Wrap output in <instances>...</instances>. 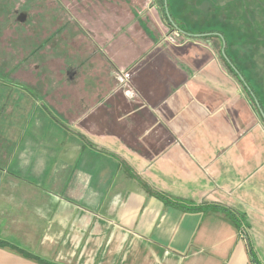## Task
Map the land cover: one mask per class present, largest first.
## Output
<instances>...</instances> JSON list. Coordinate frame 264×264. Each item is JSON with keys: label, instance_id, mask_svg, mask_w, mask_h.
Instances as JSON below:
<instances>
[{"label": "crops", "instance_id": "0c3cea01", "mask_svg": "<svg viewBox=\"0 0 264 264\" xmlns=\"http://www.w3.org/2000/svg\"><path fill=\"white\" fill-rule=\"evenodd\" d=\"M79 21L63 24L60 42L72 31L89 44L92 73L76 65L67 72L80 71L73 79L83 93L73 79L50 93L62 79L50 84L46 64L31 65L44 71L30 90L7 83L2 66L0 99L23 98L24 110L21 119L0 104L9 122L0 130V241L54 264H248L249 242L264 263V121L235 80L218 66L210 75L213 64H157L167 54L162 47L158 56L153 40L137 64H119L127 35L109 45L104 23L92 31ZM84 28L100 43L91 45ZM119 69L132 92L112 75ZM0 264L39 263L0 247Z\"/></svg>", "mask_w": 264, "mask_h": 264}, {"label": "rangeland", "instance_id": "374dc122", "mask_svg": "<svg viewBox=\"0 0 264 264\" xmlns=\"http://www.w3.org/2000/svg\"><path fill=\"white\" fill-rule=\"evenodd\" d=\"M77 1L81 4L83 0ZM85 1L89 2H86L84 9L81 11L71 10L75 14V20L79 21L81 19L84 21H81V23L88 24L89 27H91L93 24L92 27H94V29L91 28L92 31L95 30V27L101 29V26L103 25L101 22L104 23L105 25L102 27V30L106 29L107 31H113L112 41H108L109 45L114 40L122 37L121 35H127L126 39L123 38L126 43L122 45V48H125L127 52L122 53L124 55V60H122L120 57L122 54H118L119 64H122V62L137 64L138 61H140V58L138 60L135 58L136 53L138 50L145 49L146 44L149 46L150 41L153 40L154 45L156 44L155 46L158 56L162 54V47L165 48L164 52L167 54L166 59H161V61L159 60L157 64H191L194 71L198 70L201 64H213L210 65V68H208L210 75L211 72H215V67L218 66L220 72L223 73L224 71V74L227 77L235 80V82L238 84L237 87L239 88L242 101L246 103L248 102L247 105L250 106L249 108L252 110V115H255L257 119H259L253 101L243 90L244 88L242 83L234 78L224 65L222 58L220 57L221 50L223 49L226 58L227 55L230 56V59L233 63L230 65L233 70L243 79L244 84L248 86V90L250 88L254 93L255 102L258 104L264 116V0H165V9L167 15L172 17L174 21L178 23L184 31H186L183 33L187 37L185 35L179 34L178 32L171 31V28L162 18L159 12V5L157 2H155V0H129L131 3H129L128 0ZM19 5H24L23 0H14L12 8L13 6L18 7ZM76 5L80 7L79 3ZM38 6L39 11L37 13H40L39 18H37L38 21L34 16L29 17L32 18V21L31 24L27 22V28L26 25H16V34L12 32L11 35H8L9 30L4 34L10 37H17V42L15 43V53H7L5 50L10 49L9 46L5 45V40L0 41V60L1 63L2 60L6 62L0 64V78L4 72L2 66L3 68L13 67V65L7 64L10 57L16 58L15 61H17V64L19 65L21 58L25 59L35 49L39 47V49H41L43 47H37L39 40L37 39L36 35H34L35 33H33L35 32V29L32 30V28L30 29L29 26H32L33 28H39L43 30L42 33L40 32L42 37L49 36V40H47L49 42L48 48L50 50L51 58H55L53 62L51 61L52 63L46 64V71L48 73L47 78H54L53 80L49 81L51 82L50 84H54L55 79H62L61 81H56V84H54L53 87H50L49 92L51 93L55 92L58 88L61 89L62 83H66V86L69 87L70 79H73L74 76H81L79 74L80 71H78V68L77 75L73 71L67 73L68 71L72 70V66L76 65L81 67L83 70H85V73H92L91 69L93 67L88 69L86 68L89 64L88 57H91V54L89 53L90 51H88L90 49L88 46L89 44L83 40L79 43V41H76L77 39H74L76 42H71L75 36L72 31H70L67 36L64 37L65 39L63 43L60 42V40H53V28L58 26L59 23L65 24L64 28L66 29L71 28V23L65 21L66 17L64 16L61 18L62 16L58 15L59 10L57 9V6L52 5L50 1H41ZM67 6L71 8V6L68 4L66 7ZM3 9L4 6L0 4V10ZM35 10H38L36 6ZM83 13H85V16L82 15ZM97 16H103L104 20H99ZM146 21L147 23L145 24ZM135 23L138 26L135 25ZM2 24L4 23H1L0 21V30L2 29ZM13 24L15 25L14 22ZM143 25H145L144 28ZM24 26L26 29H28L27 32L24 30ZM84 30L90 35V32L86 28H84ZM209 30L217 31L216 34H218V37L207 39L200 36L199 32H205ZM127 31L129 34H127ZM205 34L202 36H205ZM91 38L92 40L94 39L93 37ZM96 42L98 44L100 43L99 40ZM96 42L93 41L92 43L90 41L89 43L94 45ZM62 44L65 45L64 48H62ZM15 45H13V47H15ZM68 46L70 47L68 48ZM126 46L128 47L126 48ZM125 49L122 50L126 51ZM85 58H87L86 63L84 62ZM92 60L93 59L91 58L90 62H92ZM74 61H76L77 64H74ZM116 61L117 60H115L114 64L118 63ZM146 62L150 64L153 63L152 60ZM22 65L27 67V64H20V66ZM30 67L28 66L27 68ZM157 69L159 71L166 70L165 67L161 68V66H157L156 70ZM19 70V72L24 71L21 69ZM31 70L33 71V75H29L27 72L25 74H23L24 72L22 74L16 72L15 75L19 81L27 83L22 84L20 82L22 86L29 90L30 87L27 85L34 83L37 79H39L38 77L41 76L40 73H43L44 71L40 70L39 73V71L35 69L34 66L29 69V71ZM116 70H113L112 75L117 79H121V82L127 81V77L130 76L129 74H126L127 70L125 71L119 69V71L122 73H118ZM16 71H18V69H16ZM198 72H202V70H199ZM168 73L170 72L168 71ZM71 83H75L73 86L75 90H80V92L83 93L81 91L82 89H80L82 88V85H78V80L73 79ZM123 83L126 84L125 82ZM56 85H58V87ZM119 85L122 84L118 83L116 80H113L112 86L115 90H118V87H120ZM126 86L124 88H130L131 92L134 90L131 89L129 83L126 84ZM31 91L33 92V90ZM6 93V91L3 92L1 90V94L6 95ZM5 99L6 97L3 98L2 96V99H0V104L10 105L13 107V109L17 110V114L20 113V118L23 119V98L18 97L16 99H8L9 101H6ZM35 101L38 103L39 108H45L44 99L42 97H35ZM260 117V119L264 121V117L261 115ZM253 118L255 117L253 116ZM53 119L56 120L54 117ZM4 120H7V115H2L0 117V130L2 131H4L8 126L7 124H9L8 121ZM51 126L54 125L51 124ZM13 140L14 138L8 137L5 142ZM75 172L78 173L79 171ZM50 263L54 264L53 261Z\"/></svg>", "mask_w": 264, "mask_h": 264}, {"label": "flooded vegetation", "instance_id": "af4514ba", "mask_svg": "<svg viewBox=\"0 0 264 264\" xmlns=\"http://www.w3.org/2000/svg\"><path fill=\"white\" fill-rule=\"evenodd\" d=\"M26 1V2H25ZM23 0V3L24 5H19L18 7L16 6H13L12 8V4L14 2V0H0V4H2L4 6V9L3 10H0V21L1 23H4L2 24V29L0 30V41H6V44L5 45H8L10 49H6L5 51L9 54H13L15 53V49H16V45L15 43L17 42V37L16 36H7V35H4L5 32H7L9 30V34L8 35H11L12 32H16L17 30V26H23V25H26V24H31V21H32V18H29V17H32L34 16L35 19L38 21L37 18H39L40 16V13H37L39 11V6L38 4L41 3V1H50L52 5H56L57 6V9L59 10V14L58 15H61L62 17L64 16H68L69 17V22L71 23V26L74 28L75 26V19L71 13V10L70 8L67 6L66 7V4H68L69 6H72L73 4H75L77 2V0ZM38 10H35V6ZM21 9V10H19ZM58 17V16H57ZM61 17V18H62ZM29 18V19H28ZM28 20V21H27ZM5 21V22H3ZM13 22L15 23V25L13 24ZM28 22V23H27ZM36 23V22H35ZM12 26V27H11ZM38 26V24H37ZM63 26L62 23H59L58 26H56L55 28H53V35H54V38L53 40H55L56 36H59L57 40H60L62 41V36H60L59 34H61V32L64 30L61 29V27ZM28 27V25H26V28ZM11 28H12V31H11ZM25 28V26H24ZM24 29L26 32L28 31V29ZM29 28L32 30L35 29V33L34 35H36L37 39L39 40L38 41V45L37 47L39 46H43L41 49L37 48L35 49L31 54H29V56H27V58L23 59L21 58V62H19L20 64H27V67L31 66L32 64H40V65H43V64H47L48 63V58L46 57V54L44 53V46L43 44H46L49 40V36H44L42 37V35H40L43 30L39 29V28H33L32 26H29ZM21 30V29H19ZM74 30V29H73ZM41 32V33H40ZM16 34V33H15ZM85 35L87 36V39L90 40L92 43H93V40H92V36H90L86 31H85ZM74 40L72 39L71 42H73ZM13 45H15V47H13ZM30 53V52H29ZM16 58H12L10 57V59L8 60L7 64H13V67H6L8 68L7 70V73L5 74L3 72V74H5V78H7V80H9L7 83L9 84H12L13 83V80H17V84L20 85V82H19V79L15 77L16 75V72L18 73L21 69V70H24L23 72H19V74H25L26 72L29 74V75H33V71H29L30 68H27V67H24L25 65H18L17 61H15ZM51 60H54L55 58H50ZM3 63H6L2 60V63H1V60H0V64H3ZM16 64V65H15ZM18 65V66H17ZM19 67V68H17ZM16 69H18V71H16ZM15 70V71H13ZM15 77V78H14ZM23 83V82H21ZM22 85V84H21Z\"/></svg>", "mask_w": 264, "mask_h": 264}, {"label": "trees", "instance_id": "16d2710c", "mask_svg": "<svg viewBox=\"0 0 264 264\" xmlns=\"http://www.w3.org/2000/svg\"><path fill=\"white\" fill-rule=\"evenodd\" d=\"M155 1H157L158 5H159V12H160L162 18L164 19V21L166 22V24L171 28V31H173V32H178V33L181 34V35H185L183 32H186V31H184V30L182 29V27L179 26V24L176 23L172 17H170L171 22L168 20V18H167V14H166V9H165V3H164V0H155ZM181 31H182V32H181ZM205 33H207L208 35L201 36L202 38H207V39H209V38H212V37H216V38L218 37L217 35H215V34L217 33V31H215V30H209V31H205V32H199L200 35H203V34H205ZM185 36H186V35H185ZM186 37H187V36H186ZM201 37H200V38H201ZM191 38H192V37H191ZM220 57L222 58V61H223L224 65L226 66L227 70L229 71V73H230L231 75H233L234 78H236L237 80H239V78H238V76H239L238 73H236V72L233 70V68L231 67V65H230V64H233L232 61H231V59H230V56L227 55V58L225 59V58H223V56H222V54H221ZM225 57H226V56H225ZM239 81H240V80H239ZM240 83H242L243 88H244L243 90L248 94L249 98L253 101V104H254L256 110L258 111V109H257V107H256V105H255V97H254L255 95H254V93L251 91L250 88H249V90H248V86H247V85H244V83H243L242 81H240ZM258 116H259V112H258ZM160 198H161L162 200H164V201L167 200V198H166L165 196H161ZM166 203H167V204H170L169 201H166ZM171 204H172L173 206L177 207V208H182V209H184V210H189V211H198V210H200V209H202V208L211 207V206H202V207H200V206H192V207L188 206V207H182V206H181L180 204H178L177 202H173V203H171ZM211 208H217V207H214V206H213V207H211ZM224 211H225V210H224ZM229 214H230V213H229ZM230 215L232 216V218H233V217L236 218V217H235V214H232V213H231ZM235 222H236V224H237V226H238V229H240V228H241V227H240V220L237 219ZM240 231H242V230L240 229ZM242 232H243V231H242ZM0 247H2V248H9V249H11V250H14V251H16L18 254H20L21 256H23L24 258H28V259L34 260V261H36V262L39 263V264H52V263H50V262H47V261L41 260V259H39V258H34V257L31 256L30 253H28V252H26V251H24V250L18 249V248H16L15 246L9 245L8 243H5V242H3V241H0ZM247 249H248V264H264V263H262V262L259 260V258L256 256V254L254 253V251H253L251 245L249 244V242H247Z\"/></svg>", "mask_w": 264, "mask_h": 264}, {"label": "water", "instance_id": "95a60500", "mask_svg": "<svg viewBox=\"0 0 264 264\" xmlns=\"http://www.w3.org/2000/svg\"><path fill=\"white\" fill-rule=\"evenodd\" d=\"M164 3H165V0H164ZM166 14H167V13H166ZM167 18H168V20L171 22V19H170V17H169L168 15H167ZM205 35H208V34H205ZM215 35H218V34H215ZM200 36H202V35H200ZM221 54H222L223 58L226 59V57H225V55H224V50H223V49L221 50ZM238 77H239V80L243 82V79H242L240 76H238ZM243 83H244V82H243ZM244 85H245V84H244ZM255 105H256V107H257V109H258L259 114H260L262 117H264L263 114H262L261 109L259 108V106H258V104H257L256 102H255Z\"/></svg>", "mask_w": 264, "mask_h": 264}]
</instances>
